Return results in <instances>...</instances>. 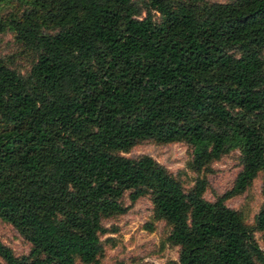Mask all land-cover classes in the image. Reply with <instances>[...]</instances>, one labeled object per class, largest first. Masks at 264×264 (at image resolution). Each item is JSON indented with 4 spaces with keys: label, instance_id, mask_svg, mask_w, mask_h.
<instances>
[{
    "label": "trees",
    "instance_id": "16d2710c",
    "mask_svg": "<svg viewBox=\"0 0 264 264\" xmlns=\"http://www.w3.org/2000/svg\"><path fill=\"white\" fill-rule=\"evenodd\" d=\"M4 23L34 55L25 75L0 58V217L30 243L0 240L6 264L94 261L125 191L170 223L171 264H264L224 202L258 170L264 193V0H17ZM143 138L187 142L196 170L236 146L241 167L209 200L121 153ZM254 221L264 240V201Z\"/></svg>",
    "mask_w": 264,
    "mask_h": 264
},
{
    "label": "rangeland",
    "instance_id": "374dc122",
    "mask_svg": "<svg viewBox=\"0 0 264 264\" xmlns=\"http://www.w3.org/2000/svg\"><path fill=\"white\" fill-rule=\"evenodd\" d=\"M16 2L17 0L0 1V20L7 17ZM141 9L139 16L145 11L144 7ZM152 13L154 17H158L157 12ZM0 58L23 75L28 72L34 60L33 52L15 37L14 31L5 23L0 27ZM191 150V145L182 140L163 142L143 138L121 153L131 157L140 154L152 156L178 179L184 190L192 186L197 177L204 178L205 187L202 195L209 200L231 187L234 176L241 167L240 152L236 146H229L198 170L191 164ZM261 177L262 170H258L249 184L240 191L228 194L224 202L239 212L242 222L252 232L264 252L262 231L256 227L254 221V215L264 201ZM121 205L123 209L120 212L105 213L100 218L101 250L96 259L82 262L76 258L75 264H113L116 260H123L129 264H171L172 261H177L179 246L168 238L171 225L156 212L151 195L147 192L130 199L125 191ZM0 240L16 256L29 252L30 243L2 217ZM0 264L6 263L0 258Z\"/></svg>",
    "mask_w": 264,
    "mask_h": 264
}]
</instances>
